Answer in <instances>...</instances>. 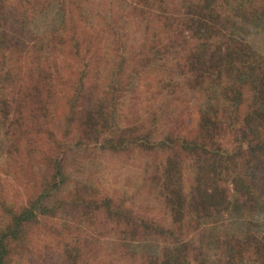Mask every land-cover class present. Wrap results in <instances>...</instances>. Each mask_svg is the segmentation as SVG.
<instances>
[{
  "label": "trees",
  "instance_id": "trees-1",
  "mask_svg": "<svg viewBox=\"0 0 264 264\" xmlns=\"http://www.w3.org/2000/svg\"><path fill=\"white\" fill-rule=\"evenodd\" d=\"M53 1L61 2L65 13L59 29L34 35L30 14ZM162 1L188 3L195 14L151 12L128 0L98 5L94 0H23L22 8L0 0V114L9 125L5 158L17 157L13 160L23 171L32 164L34 178L30 187L18 180L26 200L0 199V264H15L28 225L49 221L58 210L75 213L88 227L101 221L97 213L104 211L109 221L134 235L159 231L181 242L178 251L153 260L131 256V243L123 242L111 247L126 260L122 264H264V242L251 243L238 234L214 246L206 238L197 244L196 235L185 240L198 220L215 222L222 209L230 208L231 184L242 208L250 197L264 195V75L228 69L243 45L236 30L264 27V0ZM216 27L228 40L211 35ZM92 72L105 76V85H96ZM129 84L127 102L122 92ZM168 85L180 96L169 98L158 133V107L150 98L162 95ZM192 99L202 105L194 135L185 118L194 107ZM127 113L145 117L118 126ZM36 120L47 127L34 137ZM222 129L228 138L223 145ZM75 148L82 166L97 162L101 150L128 154L146 166L157 162L161 169L146 177L144 190L125 196L104 190L102 182L71 187L79 159L68 156ZM187 157L196 165L185 168ZM230 175H235L232 180ZM142 195L162 203L167 216L142 214ZM53 222L55 240L70 243L64 237L69 229ZM109 250L80 257L78 252L72 260L67 248L63 264H117Z\"/></svg>",
  "mask_w": 264,
  "mask_h": 264
},
{
  "label": "rangeland",
  "instance_id": "rangeland-1",
  "mask_svg": "<svg viewBox=\"0 0 264 264\" xmlns=\"http://www.w3.org/2000/svg\"><path fill=\"white\" fill-rule=\"evenodd\" d=\"M11 1L14 7L20 6V8H22L21 5L23 0ZM128 1H131L134 4L151 12L169 11L179 15L195 14L193 7L190 4L183 2H171L168 4L162 0ZM100 2L101 0H94L93 3L94 5H98ZM61 4L62 3L59 1H53L48 3L43 8L39 7V10L37 9L35 12L30 14V17L33 19L29 25L34 35L39 36L43 33H54L59 29L65 14ZM97 20V22L100 24L98 18ZM102 34L103 33H101V35ZM211 35L215 39L217 38L219 42H223V40H228L229 38V35L223 31V29L217 27L212 31ZM234 35H236L238 38H242L243 45H241V48L235 53V59L230 62L229 66L231 67L228 68L230 69L229 71H238L243 74L253 73L258 76L264 75V27L251 26L248 30L237 29ZM24 60L27 64V60L25 58ZM67 73L68 71L65 72L64 75L66 76ZM104 77L97 78V74L92 72L90 79L95 81L96 85H105ZM145 85L147 86L146 82ZM133 87H135V85ZM178 92L179 90H169L168 85L165 87V90H162V95L158 96L157 98H150V101H154V105L158 107V110L154 115L158 133L162 132V124L165 123L161 118L166 116L164 111L168 106V100L174 96H180L178 95ZM122 93L128 102L131 98L130 96L132 95L131 85L129 84L128 91ZM133 96L132 99H134ZM192 101L194 107L191 109V113L185 115V118L189 130L194 129V132H192L194 135L196 134L198 122L201 117L202 112L200 110H202V105L199 104L200 102L194 101V99H192ZM119 110L123 111L122 106H119ZM135 116L136 115L132 113H127L125 119L122 118V120L118 122V126L122 127L129 122L134 121ZM140 116L145 117L144 114H138L136 118H139ZM4 120V115L0 114V199L4 200L6 198L15 203L17 202L18 204L22 200H26L28 195L25 194L24 186L20 184L18 180H20L21 177L23 179L22 181L26 182V185H29L30 187L31 183H34V178L32 176L33 168L32 164L29 163L25 168L26 170L23 171L21 168L17 167V163L15 162L17 157L13 158L15 161L13 159L5 158V150H7V138L5 133L8 130L9 125L7 121L5 122ZM222 121L225 122V119L223 120L222 118L220 122ZM27 123L30 124V121L28 120ZM227 124L230 125L231 128L234 126L232 122H227ZM31 125V130L34 131V137L36 134H38V130L42 131L47 127V124L39 123L38 120L33 121ZM223 126L225 127V123ZM223 135L225 136L226 140L223 139ZM219 137L220 144L222 145L224 141H228L225 132L223 133V129ZM229 137L231 138V141L234 142V140H232L233 136ZM95 147L97 148V145H95ZM80 154L75 148L74 152H70L68 156L69 159H79L77 160L79 161L77 165L74 166L75 170L74 175L72 176L73 181L69 182V184L71 183V187H75V185H77L75 183L77 182H79L80 185H87L89 187L91 186V183L99 184L102 182V188H104V190L107 188L113 195L120 194L121 196H125V193L136 189L144 190L142 183L146 177L153 175L157 168L161 169L157 162L152 163L150 166H146L142 161H131L128 154H126V156L125 154L116 155L103 152L101 150L98 151L97 162H89L82 166L81 163L83 162V158ZM16 155H18V153ZM189 157L184 160L185 168L188 166V164H195V161ZM183 175L184 173L181 174V176ZM234 176L235 175H230V177H227V179L229 178V180H232ZM230 186V198L233 200V202H231L230 208L224 211L222 209V211L217 215V220H215V222L206 223L203 221L200 223V220H198L199 224L192 228L191 232L185 239L186 241L193 235H196L194 237L197 241V244L206 238L207 244L214 246L217 241L220 240L222 242L224 238L229 237L232 234H238L239 236L244 237L245 241L251 243L264 242V195L250 197V204L246 205L247 208H242L240 205L241 203L244 205V203L241 201V199L239 201L235 200L236 197L239 198L240 196L239 194L233 192V184ZM138 206L141 208L142 214H147L146 216L150 217L159 215L161 218L167 216L166 209L162 203L160 204V202H156L154 199H148L144 195H142L138 200ZM0 213L2 214V212ZM74 214L75 213L70 211L62 213L60 210H58L55 214L56 216L54 215V217H47L49 221L42 220V224H29L27 227L28 230L26 231L28 234L27 242L20 243V247L17 251L19 256L17 259L15 258L14 263L60 264L61 262L63 264L65 257L62 254H65V249L67 248L73 255L72 260H74V257L77 256L76 254H79L78 252H81L79 257L84 256L83 253H88L89 255L94 256V252L96 250H99V253H104L107 248H109V252L113 254L111 255V258H117V256L113 253L115 252L114 249H111V247H116L123 242L131 243L130 254L131 256L134 254L139 259L143 257L153 260L160 253H165L167 251L175 252L181 249V242L172 241V239L170 240L164 235H161V232L159 231L142 236L127 232L109 221L104 211L97 213V216L101 217L102 220L98 221V223L94 226L91 225L92 227L81 224ZM53 221H57L60 223V225H64L69 229L66 230L67 233L70 232L69 236L65 233L64 237H68V241L71 238L70 243L65 241L62 237H60L59 241H57L55 240L54 236L51 235L52 224L55 223ZM73 237L74 239L72 240ZM117 259V264H122L121 262L126 261L122 258Z\"/></svg>",
  "mask_w": 264,
  "mask_h": 264
}]
</instances>
